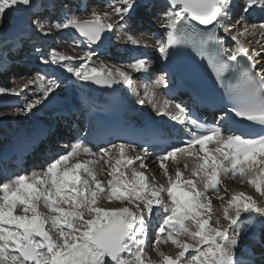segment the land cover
<instances>
[{"label": "snow or ice", "instance_id": "1", "mask_svg": "<svg viewBox=\"0 0 264 264\" xmlns=\"http://www.w3.org/2000/svg\"><path fill=\"white\" fill-rule=\"evenodd\" d=\"M166 4L159 17L163 32L157 33H132L141 7L137 0H109L103 10L100 6L82 14L68 10L54 20L30 18L28 27L36 35L63 33L72 42L69 46L79 47L82 54L34 47L46 68L22 85L0 87V97L31 93L22 104H5L13 114L36 115L34 109L47 108L66 83L64 74L108 88L124 85L135 93L133 77L124 69L147 73L154 61L145 56L110 66L102 61L97 66L93 61L94 57L99 60L111 34L123 29L122 42L134 47L149 46L138 36L155 38L164 75L145 84L144 95L158 116L177 120L184 127L179 130L181 144L168 145L157 155L167 186L154 177L150 181L145 174L147 147L142 146L144 156H133L137 150L130 143H110L93 150L81 138L42 168L0 181V264H258L254 248L244 251L246 229L258 230L259 236L255 232L253 236L260 245L259 264H264V220L249 223L259 211L258 202L244 192L229 193L222 179L239 177L240 183H248L264 197V63L257 68L256 59H264V23L249 24L243 16L233 22L235 0H166ZM151 6L144 0L146 9ZM32 7L34 0H0L3 32ZM257 8L264 10V0H244L243 12ZM257 29L260 47L250 49L246 34ZM186 50L203 62L221 90L218 99L204 90L199 68L181 61ZM10 51L7 39L0 40V59ZM6 64V60L0 62V71ZM177 82L191 102L174 104L178 117L173 116L171 99L162 104L155 99L156 88L171 91ZM204 100L213 111L222 103L211 122L198 114ZM175 131L159 125L149 131L144 143L167 145V137ZM51 134L52 129L41 130L39 137ZM80 156L89 159L80 160ZM167 162L176 165L174 175ZM102 175L109 178L105 181ZM213 200L219 202V212ZM113 202L119 206H104ZM169 243L178 250L174 255L160 248ZM152 252L160 257L159 262L151 258Z\"/></svg>", "mask_w": 264, "mask_h": 264}, {"label": "bare ground", "instance_id": "2", "mask_svg": "<svg viewBox=\"0 0 264 264\" xmlns=\"http://www.w3.org/2000/svg\"><path fill=\"white\" fill-rule=\"evenodd\" d=\"M57 1L58 0H44V6H42L41 2H38V3L34 4V7H32L29 10H27V12L24 15H22L20 18H18V19H16L14 21L12 30H11V26L10 25H9V28H8L7 32H3L2 28H0V33H2L1 37L5 36V38H3V39H7V46L9 48H11V51L7 54L9 56V58H10V55H12V50L17 48V46L21 45L22 43H24V39L27 36L31 37V35L35 34L34 33V29L28 27L29 17L31 15H33L34 13H36V12H38L39 14L40 13L42 14L43 13V11H42L43 9H46V11H48V9L52 5H55ZM153 1H156V0H153ZM236 4H237V2H236ZM162 5L165 6L164 9L166 10V8H167L166 5L163 4V3H162ZM101 9H103V8L100 7V10ZM237 9H238V6L236 7L234 14H237V12H238ZM162 10H163V8L161 9V12H162ZM142 12L145 13V10H141L139 12L138 18L141 17L140 14ZM157 12H159V11H157ZM259 16H260V14H259ZM262 17L264 18V16H262ZM149 21H152V20H149ZM234 21H235V19L233 17V22ZM260 21L264 22V19H263V21L262 20H260ZM143 23H144V21H142V22L139 21L138 22V24H140V25L142 24V26H145V24H143ZM151 24H152V26H154L155 23L152 21ZM159 26H160V24L155 26L154 29L158 30ZM135 30H136V27H132L131 28L132 32L133 31L135 32ZM116 33L117 32L114 31L111 34V38L114 37ZM58 35H60L59 32H55L54 31V35L51 36V37H43V36H39V37L42 39L41 43H44V44H46L48 42L54 43V46L51 47V48H56L57 46H60V47L62 46L63 47V45L60 42L53 41L54 40L53 38H55ZM62 36L64 37V35H62ZM246 36H247V39L245 41L246 45L250 49H252V48L259 49L260 45L256 43L255 37L250 35V33L246 34ZM248 41H251V42L249 43ZM110 44L113 45V39L109 43V46H110ZM148 44H149L148 47H136V48H137V52L141 56H147L148 55L149 58L152 61H154V63H152L150 65L149 69H148V72H151L150 74L152 76H150V77H152V78H150V80L147 81V82L150 83L151 80H153V83H154L155 80L159 79L157 77L158 74H159L157 72L158 71L157 70L158 69V63L155 60L156 54H154V52H153L154 51V48H153L154 45L151 46L149 42H148ZM121 45H123V44H120V46ZM125 45L128 46V47L131 46L130 44H125ZM228 46L229 47L231 46L230 42H229ZM66 49H68V47H65V51H66ZM77 49H78V47H77ZM131 55H132V53H130L129 57H131ZM256 59H257V68H259L261 66V63H264V59H262L259 56L256 57ZM3 60H4V58L0 59V62H3ZM10 61L11 60L9 59L7 62H10ZM93 61L97 63V66H99V62L100 61L108 64L109 66L111 64H113L111 59L106 58V57H104L102 55H99V60L98 61H97L96 57L93 58ZM76 63H79V61H77ZM41 66H44V65H41ZM22 67H24V66L22 65ZM142 73H144V72H142ZM137 75L138 74H136V76ZM147 75H145V76H147ZM64 77H66V80H67L66 85L67 86L65 87V89L63 91L61 89L57 90L59 92V95L57 96V98L55 100L52 101L54 103V106H52V108L48 109V108H43L42 105H41L40 107L43 108V111H36L34 109L33 111L36 112V115L29 114L30 115V117H29V123L30 124L27 127H21V128H19V129H17L15 131L14 129H12L10 127V124L8 123V121L9 122H13V121H10V118H8L6 115L2 116V118H6V119H8V121L6 119L0 120V141L2 139H4L5 141L6 140H10V142L16 141L17 143H16V145H11V146L5 147L3 149V151L0 152V165L3 164V161L5 160L6 157H8L10 155V153L19 152L20 150L27 149V146L32 141V138L33 137H39V134H40L41 130H47V129H52L53 130V127H54L55 123H57L56 116L58 114L65 113V112H69L70 113L72 111H76L77 112L82 107V105L80 104V95L84 94L85 85H83V86L75 85V82H76L75 78L70 77L69 74H64ZM28 78H29L28 75L26 77H23V78L22 77L21 78L18 77V81H20V79H22L23 80L22 84H23L25 82V80L28 79ZM14 81H16V80H14ZM9 83L13 84V82H11L10 79H9ZM70 84L72 86H70ZM84 84H86V83H84ZM114 86H115V90H116L117 97H118L117 100L120 102L121 111L123 112V114H125V115H127V114H135L137 116L136 120H139V118L142 117V116L153 115L149 111V109L141 107L139 104H136L133 101L132 90L129 89L127 86L119 85V84L118 85H114ZM32 87L33 86H30V88H32ZM72 90L75 93L74 92H70ZM27 91L28 90H26V92ZM156 94L159 96L158 98H156V101L159 102L160 104H162L163 100H165L163 98L162 93L158 92ZM23 95H25V93H22L20 97H14V99H8V97L7 98L6 97H0V108L5 107V104H12L14 102H19L20 104H22L24 102V100H25ZM53 95H55V93H53ZM27 96L29 97L30 94H28ZM27 96L25 95L26 99H27ZM99 96L100 95H98L96 97H99ZM49 98H51V97H49ZM9 108H11V107H9ZM11 112H13V111H11ZM172 113H173V116H177V117L179 116L178 110H176L174 108V104H173V108H172ZM155 115L156 116L153 115L155 120L158 123H160L162 125H165L166 127L173 128V129H178V130H180V129H182L184 127L183 125H180L177 120H173V119H170V118L165 117V116H158L157 114H155ZM39 118H44L48 122H49V120L50 121L53 120L54 124H52V127H49V123L47 124V122H45V120H42V119H39ZM63 124H64L63 127L68 125L65 122ZM131 128H132V126H131ZM71 139L72 138L70 136L66 137L63 145H59L58 144L59 146H54L53 144H49V145H52V147H51L52 150H50V152L53 154V158L56 155H58L60 153H63V152H67L69 150L70 145H71L70 144ZM66 140H68V141H66ZM75 140H74V142H75ZM209 147L211 148L212 146L210 145ZM93 150H95V149H93ZM131 155H133V156H136V155L144 156L145 153L143 151H136V152L131 153ZM87 158L89 159V157H87ZM52 159H50V160H52ZM78 159L84 160L83 158H81V156L78 157ZM179 159H181V158L178 157V160ZM50 160H47L45 163H42V164L46 165ZM188 162H189V166L191 167L192 161L189 160ZM145 163L147 164V171L145 172V174L149 176L150 180H152L151 176L156 177V174H160L161 176L163 175L162 171L160 170V168L158 166L157 157H154L152 155V153H149V151L147 152V155H146V158H145ZM167 164H168V168H169L170 173H172L174 175L173 169L171 167V165H174V164L171 163V162H167ZM100 167H105V166L103 164H101ZM138 170L145 171V169H138ZM25 171H27V168H26ZM3 174L5 175V178H7L9 176H12L14 173L9 168V169H6ZM184 175H185V178H187L188 175H189V172L185 171ZM103 177H106V176L104 175ZM163 178H165L164 175H163ZM222 179L224 181V184L225 183L229 184L230 181L236 184V183H238L236 181H240L239 177H237L236 179H228V178H223L222 177ZM163 184H165V181H164ZM248 187H252V186L248 184ZM252 189H253V187H252ZM240 191L244 192V193H246L248 195H251V194L245 192L244 190H242L241 188H240ZM252 191L254 192L253 194H256V192L254 190H252ZM234 192H239V191H237V190L236 191H229V193H234ZM221 194H223V193H221ZM251 196H253V195H251ZM253 197L256 199L255 196H253ZM226 199H227V197H226ZM258 199H259V197H258ZM256 201H258V200L256 199ZM214 206H215V211L219 212L220 211V204L219 205H215L214 204ZM217 206H218V208H217ZM259 208H260V206H259ZM259 220H264V210H259L258 212H256L254 214L253 220L250 221V222H253V221L255 222V221H259ZM254 232L257 234L258 230L257 229H252L251 231H249L248 229L245 230V234H247V235L244 238V242H245L244 251L246 250V247H249V248H252V249L254 248L255 240L251 237V234L254 233ZM187 239L188 238H186L185 240H187ZM161 245H160L161 250H164V252H166V249H164V247H162ZM170 250H173V248H170ZM154 256H157V254L155 252L151 253V258L153 260H154ZM256 259H257V261L259 263L261 257L257 255Z\"/></svg>", "mask_w": 264, "mask_h": 264}, {"label": "rangeland", "instance_id": "3", "mask_svg": "<svg viewBox=\"0 0 264 264\" xmlns=\"http://www.w3.org/2000/svg\"><path fill=\"white\" fill-rule=\"evenodd\" d=\"M236 2H237V6H238V8L239 9H242V6H243V3H244V0H235ZM38 2H41L42 3V6H44V0H34V4H36V3H38ZM94 7H97V6H93V8ZM103 8V7H102ZM101 10H103V9H101ZM27 12V10H25V11H22L17 17H16V19H18V18H20L22 15H24L25 13ZM259 14H260V17H261V19H262V21H263V17L262 16H264V10H261L260 9V12H259ZM141 15V17L139 18V19H137L136 21H135V24L132 26V27H136V30H135V32L133 31L132 33L134 34V35H136V34H139V33H152L153 32V29L152 28H154L155 26H157V25H159L160 23H161V20L159 19V17H162V13L161 12H157V11H154V12H151V13H147V12H145V13H141L140 14ZM241 15H242V13L240 14V15H238V16H235V20H237L236 19V17H238V19L241 17ZM36 16L35 15H31L30 17H29V20H30V18H32V19H34ZM40 17V16H39ZM244 17V16H243ZM259 17V18H260ZM29 20H28V24H29ZM149 20H152L155 24V26H152V24H151V22L152 21H149ZM142 22V21H144V23L143 24H145V26H142V24L140 25V24H138V22ZM247 23H249V24H260V23H264V22H259V23H257V22H255V21H248ZM10 26H11V30H12V27H13V24H10ZM117 33L115 34V36H114V38H113V41L114 42H116L117 43V45H120V44H123V45H125L123 42H122V40H123V36H124V30L123 29H121V30H119V31H116ZM60 35H58V36H56L55 37V41H58V42H60L62 45H63V47L61 46H58V47H56V49H59V50H62V51H64V52H66L67 54H69V55H80L81 54V52H79V51H77L76 49L75 50H73V48L72 47H70L69 45L72 43L71 41H69V39H66V37H63L62 36V34L63 33H59ZM250 35H252V36H254L255 37V39L257 40V39H259L260 38V36H261V32H260V30L259 29H257L256 30V32L255 33H251L250 32ZM37 37V36H36ZM118 37H119V39H118ZM3 38H5V36H2L1 37V34H0V40H3ZM138 38H142V39H145V40H147L149 43H150V45L152 46V39L149 37V36H144V37H139L138 36ZM262 43H264V40H262L261 41ZM65 47H68V49H66V51H65ZM150 52V51H149ZM128 55H129V52H127L126 54H125V57L126 58H128ZM4 58H6V57H4ZM125 71H128L129 72V74L133 77V87H134V89H135V93H138V95L137 94H135L133 91H132V94H133V101L136 103V104H139L141 107H144V108H147V109H149V111L150 112H152V113H154V114H156V112L153 110V106H152V104H150V103H148L147 102V99H146V97H145V95H144V85L145 84H152L153 83V80H151V82L149 83V82H144L143 80H142V76H145V75H147L148 74V76H150V73L151 72H148V73H135V72H132L130 69H124ZM136 74H138L137 76H136ZM5 76V78H6V80L8 81V79H7V75H4ZM14 78V79H13ZM13 78H10L11 79V82H13V84L11 83H6L5 85H4V87H8V88H10V87H13V86H16V85H22V82H23V80L22 79H20V81H18V75H17V77H13ZM29 78H30V76H29ZM150 79V78H149ZM14 80H16V81H14ZM62 91L64 90V88H62L61 89ZM28 92V91H27ZM158 92H160L159 91V88H156L155 89V93H158ZM28 94H30L31 95V93L30 92H28ZM24 96V98L26 99V97H25V95H23ZM159 96L156 94V97H155V99L156 98H158ZM7 98V97H6ZM27 98H29L28 96H27ZM8 99H14V97H8ZM49 99H51V98H49ZM160 99V98H159ZM140 100H145V103L143 104V105H141L140 104ZM45 103H48L47 101H45ZM157 103H159V102H157ZM42 107H43V105H42ZM0 111H4L5 112V115L8 117V118H10V121H13V122H9L8 121V119H6V118H2V116H0V120H3V119H6L7 121H8V123L10 124V127L12 128V129H14L15 131L17 130V129H19V128H21V127H27L30 123H29V117H30V115L28 116H25V115H23V114H20V115H15V114H13V112H11V111H13V109H11V108H9V107H3V108H0ZM7 111V112H6ZM40 117V116H39ZM39 119H42V120H45L44 118H39ZM45 122H47V124L49 123V127L52 125V123L50 124V122H52V120L50 121L49 120V122L48 121H46L45 120ZM26 129V128H25ZM65 134L63 133V136H64ZM58 138V137H57ZM61 139H60V136H59V139H57L56 141H54V146H59L58 144H60L61 142ZM59 142V143H58ZM73 143V141H70V144H72ZM0 150H2V148L0 147ZM81 158H83V159H88L87 157H85V156H81ZM30 167V165L28 166V168ZM171 167H172V169H174L176 166L175 165H171ZM26 172V171H25ZM27 172H30V170H28ZM104 176V175H103ZM103 176H101L100 178L101 179H104L105 181L107 180V176L106 177H103ZM153 178V176H151V179ZM155 178V182H157V183H159V184H163L164 183V181H165V186H167V180H166V177L165 178H163V175L161 176L160 174H156V177H154ZM2 179H4L2 176H1V174H0V181L2 180ZM151 181V180H150ZM236 182H238V183H233V182H229V184L228 183H225L226 184V186H227V188H228V190L229 191H239V192H241L240 191V188L242 189V190H244L245 192H247V193H249V194H251V195H253V196H255L256 197V199L258 200L257 202H258V208H259V206H260V208H259V210H264V197H261L260 195H258V193H256V194H253L254 192L252 191V190H254V189H252V187H248V184L245 182V183H240V181H236ZM238 187V188H237ZM240 187V188H239ZM245 188V189H244ZM250 188V189H249ZM223 193V192H222ZM258 197H259V199H258ZM213 204H215V205H219V202L218 201H216V200H213ZM104 206H107V207H116V206H119V204H118V202H113V203H111V204H105ZM217 208H218V206H217ZM221 223L222 224H224V225H226L227 224V221H225V220H223V219H221ZM191 227V230L192 231H195L196 229H195V227L194 226H190ZM245 235V237H246V235L247 234H244ZM182 239H186L187 237L186 236H182L181 237ZM243 244H245V242H244V240H243ZM162 247H164V249H166V254H172V255H174L175 254V252L176 251H178L176 248H175V246L174 245H172L171 243H169V244H167V245H164V244H162L161 245ZM170 248H173V250H170ZM162 251H164V250H162ZM153 253V252H152ZM259 256V255H258ZM159 260H160V257L157 255V256H154V261H157V262H159Z\"/></svg>", "mask_w": 264, "mask_h": 264}, {"label": "water", "instance_id": "4", "mask_svg": "<svg viewBox=\"0 0 264 264\" xmlns=\"http://www.w3.org/2000/svg\"><path fill=\"white\" fill-rule=\"evenodd\" d=\"M87 88L89 89V96L93 97L97 93H103L107 96L114 95L115 94V89L114 86L111 88L104 87L102 85H96L93 83H87Z\"/></svg>", "mask_w": 264, "mask_h": 264}]
</instances>
